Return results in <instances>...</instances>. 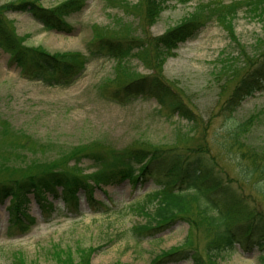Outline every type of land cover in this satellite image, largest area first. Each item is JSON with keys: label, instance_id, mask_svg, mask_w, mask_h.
Listing matches in <instances>:
<instances>
[{"label": "rangeland", "instance_id": "374dc122", "mask_svg": "<svg viewBox=\"0 0 264 264\" xmlns=\"http://www.w3.org/2000/svg\"><path fill=\"white\" fill-rule=\"evenodd\" d=\"M19 1L0 0V7ZM35 1L54 8L67 0ZM85 1L81 12L66 19L73 28L67 33L45 28L28 13L8 12L5 17L26 46L50 54H88L91 43L101 37L137 39L145 46L124 59L93 58L74 84L63 87L25 77L0 44V180L11 177L9 166L25 167L31 160L65 161L76 150L78 155L67 166L90 175L102 160L110 164L123 149L202 146L234 177L227 183L264 212V195L254 186L255 179L246 182L238 175L264 152V91L247 97L233 114L223 111L238 81L264 56L262 18L242 8L230 15L228 24L216 9L198 35L168 57L162 78L178 96L182 117L172 104L162 107L155 97L141 95L120 104L109 99L110 92L124 82L160 75L151 61L152 37L165 34L203 7L242 0H167L153 25L145 19L142 0ZM156 189L159 186L152 180L137 185L125 181L96 188L94 197L127 211ZM79 195L83 214L65 204L61 192L47 194L41 205L30 195L24 205L27 230L9 227L10 198L0 204V264H14L16 253L31 264H61L58 254L70 252L75 259L89 252L91 264H214L205 252L207 232L202 225L195 228L188 220H176L156 237L135 239L133 227L146 221L142 214L96 213L84 192ZM191 216L200 217L194 205ZM179 249L195 251L196 262L182 253L166 257ZM263 253L257 245L245 249L239 243L216 264H264Z\"/></svg>", "mask_w": 264, "mask_h": 264}, {"label": "trees", "instance_id": "16d2710c", "mask_svg": "<svg viewBox=\"0 0 264 264\" xmlns=\"http://www.w3.org/2000/svg\"><path fill=\"white\" fill-rule=\"evenodd\" d=\"M142 1L146 8L145 19L149 25H153L163 12L167 0ZM85 6V0H67L54 8H46L35 0L8 3L0 7V44L6 47L12 60L22 68L26 76L39 79L47 85L63 87L76 82L93 58L111 56L124 59L132 55L134 50L145 46L137 39L101 37L91 43L88 54H50L41 48L26 46L5 17L8 12L28 13L45 28L67 33L73 28L66 19L81 12ZM220 6L222 3L203 7L204 11L192 15L165 34L152 37L149 42L151 61L156 62L160 75L124 82L114 87L109 99L128 104L141 95L153 96L162 107L172 104L174 110L180 113L178 96L164 82L161 68L181 43L198 35L206 25L205 22L214 17L211 12L218 9L217 16L221 17L224 23L230 24V15L246 8L253 15L262 18L264 32V0H242L222 8ZM206 14L209 15L205 16ZM260 91H264V56L238 81L223 106V111L233 114L247 97ZM182 117H185L184 112ZM237 130L233 132L236 135ZM18 144L24 147L19 141ZM78 153V150L72 151L70 158L65 161L31 160L25 167L6 168L11 177H8V180H0V204L6 199H11L13 221L9 223V227L24 230L29 228V223L24 220V217L29 216L24 205L30 195L33 194L35 199L41 202L48 192L58 196V189L62 188L64 201L73 200V206L78 212V193L83 190L96 212L111 210L119 215H124L127 211L142 214L146 221L133 227L135 239L156 237L158 232L171 226L176 220H188L195 228L200 224L207 232L205 252L214 264L223 253L234 252L239 243L245 249L258 245L264 250V212L255 202L239 195L227 183L228 178L234 180V177H230L229 172L222 169L215 156L211 155L209 150L206 151L205 147L182 149L151 145L123 149L110 164L102 160L101 165L96 166L90 175L85 174L79 167L67 166L70 159ZM258 157L259 160H252L251 165L238 171V175L246 182L255 179L254 186L264 195V152ZM125 180H129L133 185L152 180L159 189L146 193L140 200L133 202L127 211L115 210L104 201L94 198L95 187L122 183ZM210 193L221 196V199H214ZM193 205L200 213L198 220L191 216ZM177 253L186 254L187 258L191 256L195 262L198 257L195 251L186 249L175 250L166 257ZM15 255L17 257L14 264H31L19 253ZM58 258L61 264H91L89 252H82L76 259L71 252L59 253ZM196 264L201 263L198 261Z\"/></svg>", "mask_w": 264, "mask_h": 264}, {"label": "bare ground", "instance_id": "6f19581e", "mask_svg": "<svg viewBox=\"0 0 264 264\" xmlns=\"http://www.w3.org/2000/svg\"><path fill=\"white\" fill-rule=\"evenodd\" d=\"M17 66H19L18 64H16ZM159 233V232H158Z\"/></svg>", "mask_w": 264, "mask_h": 264}]
</instances>
